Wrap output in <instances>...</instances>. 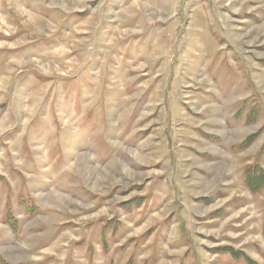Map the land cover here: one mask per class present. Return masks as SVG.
Instances as JSON below:
<instances>
[{
  "label": "rangeland",
  "instance_id": "374dc122",
  "mask_svg": "<svg viewBox=\"0 0 264 264\" xmlns=\"http://www.w3.org/2000/svg\"><path fill=\"white\" fill-rule=\"evenodd\" d=\"M255 165L264 0H0V264H264Z\"/></svg>",
  "mask_w": 264,
  "mask_h": 264
},
{
  "label": "trees",
  "instance_id": "16d2710c",
  "mask_svg": "<svg viewBox=\"0 0 264 264\" xmlns=\"http://www.w3.org/2000/svg\"><path fill=\"white\" fill-rule=\"evenodd\" d=\"M245 185L252 194H255L261 191V189L264 187V170L261 169L258 165L249 167L248 171H246ZM140 200H141V197H137L136 199L131 201L130 204L135 203L136 206H140L141 204ZM263 237H264V226H263ZM227 252L230 255H234L231 249H227ZM241 255L242 254L238 256H241ZM128 264H131V263L129 262ZM251 264H254V262H252Z\"/></svg>",
  "mask_w": 264,
  "mask_h": 264
}]
</instances>
